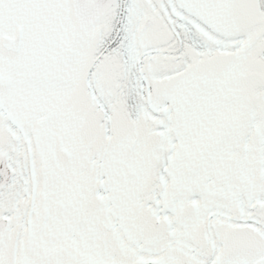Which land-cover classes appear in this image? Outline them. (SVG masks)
<instances>
[{
    "label": "snow or ice",
    "instance_id": "1",
    "mask_svg": "<svg viewBox=\"0 0 264 264\" xmlns=\"http://www.w3.org/2000/svg\"><path fill=\"white\" fill-rule=\"evenodd\" d=\"M0 264H264V0H0Z\"/></svg>",
    "mask_w": 264,
    "mask_h": 264
}]
</instances>
